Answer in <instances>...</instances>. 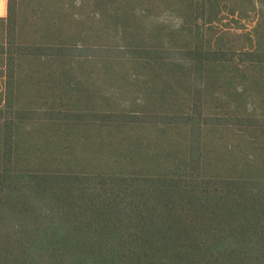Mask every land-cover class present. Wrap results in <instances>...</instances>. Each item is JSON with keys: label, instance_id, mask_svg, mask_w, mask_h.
Returning a JSON list of instances; mask_svg holds the SVG:
<instances>
[{"label": "trees", "instance_id": "1", "mask_svg": "<svg viewBox=\"0 0 264 264\" xmlns=\"http://www.w3.org/2000/svg\"><path fill=\"white\" fill-rule=\"evenodd\" d=\"M0 264H264V0H0Z\"/></svg>", "mask_w": 264, "mask_h": 264}]
</instances>
